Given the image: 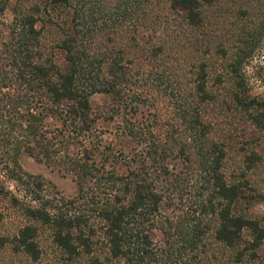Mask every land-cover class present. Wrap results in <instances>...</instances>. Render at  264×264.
Returning <instances> with one entry per match:
<instances>
[{"label":"trees","instance_id":"16d2710c","mask_svg":"<svg viewBox=\"0 0 264 264\" xmlns=\"http://www.w3.org/2000/svg\"><path fill=\"white\" fill-rule=\"evenodd\" d=\"M111 1L115 3L42 0L29 7L19 4L10 21L0 17V125L8 130L5 140L13 144L12 155L24 151L72 173L78 186L77 197L62 199V205H26L25 214L52 230V243L66 263L92 254L97 240V256L89 264H174L178 249L191 251L194 264H219L208 254L209 233L234 250L233 263L255 258L264 244V226L239 211L242 187L222 171L225 153L211 138V124L204 117L205 106L214 99L207 88V63L196 65L189 94L169 68L166 89L177 90L172 115L158 110L156 99L144 115L147 96L132 88L144 78L152 82L160 77L151 71L165 51V44L154 42L152 35L140 36L136 25L143 20L147 29L156 24L153 0ZM213 1L170 0V5L186 12L189 25L200 26L203 6ZM9 3L0 0V14ZM65 7L71 9L70 31L48 46L44 27L56 24L51 12L58 16ZM129 22L133 52L126 57L115 37L126 32L122 27ZM94 34L104 39L91 55L87 44ZM238 59L229 63L228 73L234 91H248ZM95 93L112 97L114 104L95 114L90 104ZM233 100L264 136L263 104L239 92ZM118 117L115 127L104 125ZM260 158L255 150L247 153L248 168ZM176 159L188 164L185 171L173 170ZM194 175L201 181L195 203L173 216L169 211L191 192ZM33 200L39 202V195ZM156 231L161 244L154 241ZM36 235L35 225H25L15 237L17 248L33 260L41 253Z\"/></svg>","mask_w":264,"mask_h":264},{"label":"rangeland","instance_id":"374dc122","mask_svg":"<svg viewBox=\"0 0 264 264\" xmlns=\"http://www.w3.org/2000/svg\"><path fill=\"white\" fill-rule=\"evenodd\" d=\"M41 1L10 0L0 17L10 21L19 4L29 7ZM108 1V4L115 3ZM152 6L157 15L156 24H150L147 29L143 20L141 25L136 23L137 29L140 36L146 38L152 35L154 42L164 43L165 51L151 71L160 77H155L152 82L148 77L144 78V82H137L132 88V91H140L144 97L147 96L143 98L146 102L141 106L143 114L149 115L148 110L153 108L148 105L152 103V99H156L154 104L159 105L158 110L172 115L177 90L171 93L170 88L166 89L168 83L165 76L169 75L167 70L173 69L175 78L184 82V92L189 94L196 65L206 62L207 88L214 99L205 106L204 117L211 124V138L225 153L222 171L229 181L242 187L237 205L239 211L246 217L259 220L264 226V136L233 100L234 94L239 92L248 100L256 99L264 106V0H214L203 6V22L200 26L189 25L184 18L186 12L180 7L173 8L170 0H153ZM60 12L58 16L56 12H51L56 24L44 27V42L48 46L54 45L58 38L70 31L71 9L65 7ZM141 17L144 18V14ZM129 23L124 24L123 31L131 30L132 23ZM38 25H42L41 22ZM0 28L3 29V26ZM103 39L97 37V34L89 38L87 47L91 55L97 54V46L101 45ZM128 39L127 31L119 34L115 37V45L123 47L127 51L126 57H131L133 51ZM142 39L139 40L141 46L144 45ZM222 48L228 52L225 57ZM239 57L242 61L240 72L248 91H234L233 80L228 73L229 63L239 60ZM175 87L172 85V88ZM90 104L93 112L97 114V110H107L114 103L112 97L95 93L90 97ZM119 120L118 117L114 122L104 125L113 128ZM7 132L6 127L0 125V264H89L92 256H97V240L92 254L81 255L74 262L66 263V257L52 243V230L28 217L23 210L26 205L37 206L46 201L50 205L60 206L62 199L77 197L78 186L74 175L52 164L36 160L24 151L12 155L13 144L5 140ZM253 150L261 158L249 169L245 155ZM171 167L174 171H185L188 164L176 159L171 162ZM34 181L41 186H37ZM200 183L199 176L191 177V192L184 197L182 204L175 205L169 213L175 216L180 214L178 209L191 208L200 193ZM36 195L40 197L39 202L33 200ZM25 225L37 227L35 240L41 251L37 260H33L16 246L15 237ZM153 235L154 241L161 244L159 232L156 231ZM207 237L210 240L208 254L213 255V262L236 264L232 262L234 250L215 241L212 233ZM247 238L248 233L244 231L243 240ZM178 250L177 257L180 258L174 264H194V260L190 259L191 251ZM243 264H264V244L255 258L245 257Z\"/></svg>","mask_w":264,"mask_h":264}]
</instances>
